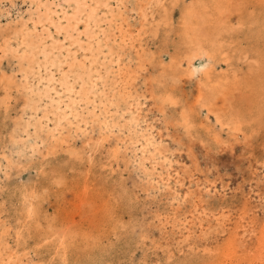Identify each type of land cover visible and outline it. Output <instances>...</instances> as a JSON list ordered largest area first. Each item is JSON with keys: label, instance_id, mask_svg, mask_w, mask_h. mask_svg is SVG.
<instances>
[{"label": "rangeland", "instance_id": "rangeland-1", "mask_svg": "<svg viewBox=\"0 0 264 264\" xmlns=\"http://www.w3.org/2000/svg\"><path fill=\"white\" fill-rule=\"evenodd\" d=\"M37 1L0 0L2 257L13 256L12 264H264V0H110L114 22L105 21L103 32L129 72L117 83L105 73V91L130 92L142 103L155 171L139 164L141 130L122 120L119 99L108 128L89 107L88 125L63 123L55 137L30 125L45 100L24 84L30 58L18 44L21 16ZM124 36L133 39L124 44ZM81 60L85 66L73 65L71 74L87 81L94 65ZM65 61L68 69L73 61ZM179 163L180 182H158L157 173L171 165L173 174Z\"/></svg>", "mask_w": 264, "mask_h": 264}, {"label": "bare ground", "instance_id": "bare-ground-1", "mask_svg": "<svg viewBox=\"0 0 264 264\" xmlns=\"http://www.w3.org/2000/svg\"><path fill=\"white\" fill-rule=\"evenodd\" d=\"M38 1L37 4L35 5L36 6L35 10L32 13H30L29 16L27 17L21 16L22 21H21L20 32L22 36L21 38L19 37L20 44H18V47L22 48L21 55H23V57L28 56L30 58L29 68L25 72L23 78L24 84L28 87L30 92L38 95L40 100H45L42 106L35 105L36 108L32 110L33 113L30 115L31 118L30 125L35 126V128L37 125H41L43 128L45 127L46 129L48 128V131L52 135L49 136L55 137L56 134L62 133L61 126H63V123L74 124V126L78 129L81 128L80 123H83L84 126L88 125L89 120L86 119L87 118L86 115H85L86 118L84 119L83 110H85L86 107H89L90 111L88 112H90V114H93L95 117L96 115L99 116L100 114L104 115L105 121L102 122L106 124V127L108 128L110 125L109 114L112 109L111 107H114V109L118 108V105L116 104V102H114V99L117 100L119 99L125 104V108H124L125 110H122V114H121V117L123 118L122 120L124 121L127 120L130 123V125H132L135 133L137 132L136 129L140 128L141 130L139 131L141 132L140 136L138 135L140 138L139 139L136 138L134 142L135 144H137V142H141L140 140L143 141L140 143V148L139 149L137 148L140 154L139 164H141L142 167H145L144 169H146L147 168L146 163L150 162L151 164L150 163L149 164L151 165L150 166L151 170L152 171L157 170L158 165L157 163H155L154 160L156 159L157 156H155V154L153 153L154 151L153 152L149 151V153H147L148 152L147 147L153 143L151 139L154 138V134L151 132L153 130L152 126H150L151 122L146 121V118L142 114L143 111L142 103L138 101L133 102L134 99L131 98L132 95L130 92L129 95L127 94L128 96L122 93L116 96V98H114L115 96L111 97L105 91V87H104L105 73L108 74L112 80H114L113 83H117V79L120 76H122L123 73L129 72V70L126 69L127 67L125 65H122L124 67V69L122 70L120 55L114 54V51L108 45L109 42L114 41V38H111L112 36H109L110 35L109 31L107 32L108 34L103 32L105 30V28H103V24L105 21H107L108 25H110L109 24L110 22H114L113 17L115 16L113 15L112 17L111 14L112 11L114 10L110 5L111 4L110 0H38ZM99 11H102L101 15L99 14ZM122 30L123 29H121V31ZM100 35H102L101 38ZM132 39H133L132 37L125 39L124 36L121 38V41L122 43L125 44L128 40H132ZM23 48H25L26 50ZM105 49H107L106 52ZM79 52L81 53L80 56L84 60H88V59L90 60L91 65L89 66L94 65V68L87 69L88 70L86 73L87 76L86 78L88 79L87 81L84 80L79 75L77 76V78L72 77L71 74L72 72L71 69L73 65L74 66L75 64L81 65L83 63L82 62L83 60H81L82 58L80 57L81 59H79V56L77 55ZM100 54L103 56L102 58L103 61H101L99 58ZM68 57H70L73 62L69 64L67 63L68 69H65L64 68V65L66 64L65 59ZM192 58H194V56ZM104 65L106 66L105 68L106 70L102 71V68L104 69L105 67ZM81 66H85V65H81ZM195 70L197 71L198 67H195ZM78 80L80 81L79 88L75 86V83L79 82ZM99 81H101L103 89L100 91H96V87ZM86 83H89L88 84L89 87H86ZM128 97H130L132 100L129 99ZM97 111H99V113H97ZM142 123H145L144 125L145 127L143 128H142ZM127 132L129 134V131ZM27 135L30 134L28 133ZM34 136L36 137V135ZM130 136H132V134ZM159 139L161 138H158V140ZM128 140H131V138H128ZM134 143L132 145H134ZM158 145H156V147ZM164 149L165 151H167V148ZM160 151L157 153H160ZM146 154H150L151 156H146ZM135 159H133V161ZM164 162L166 161L164 160ZM180 164L181 163L178 164L179 167H176V169H174L173 174L170 170V168L172 167L171 165L166 167L165 172L157 173L159 180L157 179L158 178L157 175H156V179L158 180V182L165 184L170 183L171 180H173L175 183L180 182L179 178L183 175V173H181L180 171L182 170ZM180 185L182 186V184ZM2 253L0 252V264H6V262L7 264H9L15 261V259L12 258L13 256L12 257L7 256L6 259L3 258ZM5 260L6 262L4 263Z\"/></svg>", "mask_w": 264, "mask_h": 264}]
</instances>
